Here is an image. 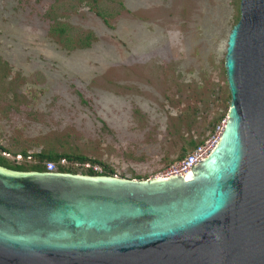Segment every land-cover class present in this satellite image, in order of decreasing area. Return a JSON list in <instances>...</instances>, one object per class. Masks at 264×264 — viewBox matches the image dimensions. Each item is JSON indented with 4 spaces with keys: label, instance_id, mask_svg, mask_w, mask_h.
<instances>
[{
    "label": "rangeland",
    "instance_id": "1",
    "mask_svg": "<svg viewBox=\"0 0 264 264\" xmlns=\"http://www.w3.org/2000/svg\"><path fill=\"white\" fill-rule=\"evenodd\" d=\"M239 3L0 0V156L29 167L22 151L65 152L87 159L72 173L156 176L227 116Z\"/></svg>",
    "mask_w": 264,
    "mask_h": 264
},
{
    "label": "water",
    "instance_id": "2",
    "mask_svg": "<svg viewBox=\"0 0 264 264\" xmlns=\"http://www.w3.org/2000/svg\"><path fill=\"white\" fill-rule=\"evenodd\" d=\"M239 9L210 153L146 179L0 165V264H264V0Z\"/></svg>",
    "mask_w": 264,
    "mask_h": 264
},
{
    "label": "built area",
    "instance_id": "3",
    "mask_svg": "<svg viewBox=\"0 0 264 264\" xmlns=\"http://www.w3.org/2000/svg\"><path fill=\"white\" fill-rule=\"evenodd\" d=\"M225 119H222L220 122L215 124V126L212 128V130L208 133V135L203 139L202 142L195 145L192 149H190L186 155H184L182 158L176 160L172 164H170L168 167L163 169L161 172H159L156 176L164 177L169 175H184L187 171L190 170V168L193 166V164L197 163L201 159H204L210 151L213 149V147L218 142L221 132L224 128ZM78 164V163H75ZM84 168L91 169L95 172L101 173L102 169L99 165L93 164L90 162L82 163ZM45 170L46 171H57L56 164L52 160H46L45 161Z\"/></svg>",
    "mask_w": 264,
    "mask_h": 264
},
{
    "label": "trees",
    "instance_id": "4",
    "mask_svg": "<svg viewBox=\"0 0 264 264\" xmlns=\"http://www.w3.org/2000/svg\"><path fill=\"white\" fill-rule=\"evenodd\" d=\"M202 141L203 140H201L200 142H202ZM197 144H195V145H197ZM195 145H193V147ZM3 151H6V150H3ZM6 153H7V151H6ZM22 155L26 156L27 159L33 160L34 162L29 167H26V166L20 165V164H12V163L8 162V160L5 156H0V165L11 168V169H16V170L45 171V161L46 160H52L56 164L57 171L72 172L70 170V167L67 166V164L75 163L76 161L87 160L83 156L71 155V154H68L65 152H61V153L38 152V153L26 154L25 151H22V154L20 156H22ZM87 171H88L87 174H90V175L108 174L107 172H102V171H101V173L95 172L91 169H87ZM108 175H110V174H108Z\"/></svg>",
    "mask_w": 264,
    "mask_h": 264
},
{
    "label": "bare ground",
    "instance_id": "5",
    "mask_svg": "<svg viewBox=\"0 0 264 264\" xmlns=\"http://www.w3.org/2000/svg\"><path fill=\"white\" fill-rule=\"evenodd\" d=\"M156 177H159V176H156Z\"/></svg>",
    "mask_w": 264,
    "mask_h": 264
}]
</instances>
